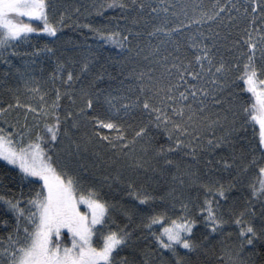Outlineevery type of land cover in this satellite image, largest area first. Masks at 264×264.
Segmentation results:
<instances>
[{"label":"snow or ice","instance_id":"6c2138e0","mask_svg":"<svg viewBox=\"0 0 264 264\" xmlns=\"http://www.w3.org/2000/svg\"><path fill=\"white\" fill-rule=\"evenodd\" d=\"M0 264H264V0H0Z\"/></svg>","mask_w":264,"mask_h":264},{"label":"trees","instance_id":"16d2710c","mask_svg":"<svg viewBox=\"0 0 264 264\" xmlns=\"http://www.w3.org/2000/svg\"><path fill=\"white\" fill-rule=\"evenodd\" d=\"M67 3H80L81 0H66ZM93 20V22L99 24L101 23V19L98 17H92L91 18ZM60 36V38L62 40H74V41H80L81 39H83V35L82 34H78L77 31H73L71 28H65L63 30V32L58 34ZM55 39V38H49V37H44V36H40V37H33L32 38V42L34 44H36L38 47H42L44 44H49L51 46V41ZM89 43H92L94 46H96V42L89 40ZM22 47H28L29 49H31V45H23ZM104 55H116V52L114 49L108 48L106 50H104ZM48 64L47 62H45V67H47Z\"/></svg>","mask_w":264,"mask_h":264}]
</instances>
